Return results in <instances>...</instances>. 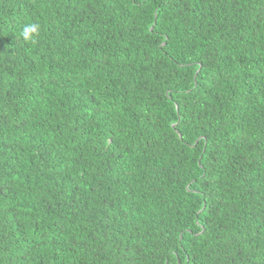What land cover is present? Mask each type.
Returning <instances> with one entry per match:
<instances>
[{"label": "trees", "instance_id": "16d2710c", "mask_svg": "<svg viewBox=\"0 0 264 264\" xmlns=\"http://www.w3.org/2000/svg\"><path fill=\"white\" fill-rule=\"evenodd\" d=\"M0 264H264V0H0Z\"/></svg>", "mask_w": 264, "mask_h": 264}, {"label": "clouds", "instance_id": "9594fccd", "mask_svg": "<svg viewBox=\"0 0 264 264\" xmlns=\"http://www.w3.org/2000/svg\"><path fill=\"white\" fill-rule=\"evenodd\" d=\"M39 34V25L38 24H27L24 26L21 36L24 41L34 42L35 37Z\"/></svg>", "mask_w": 264, "mask_h": 264}]
</instances>
